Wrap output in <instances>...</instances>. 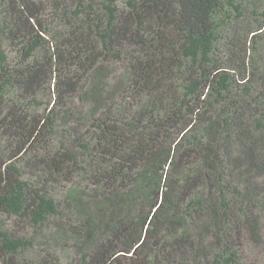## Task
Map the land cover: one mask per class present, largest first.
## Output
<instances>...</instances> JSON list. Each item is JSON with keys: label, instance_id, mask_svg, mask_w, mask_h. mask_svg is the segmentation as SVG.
<instances>
[{"label": "trees", "instance_id": "1", "mask_svg": "<svg viewBox=\"0 0 264 264\" xmlns=\"http://www.w3.org/2000/svg\"><path fill=\"white\" fill-rule=\"evenodd\" d=\"M259 259L264 0H0V264Z\"/></svg>", "mask_w": 264, "mask_h": 264}, {"label": "rangeland", "instance_id": "2", "mask_svg": "<svg viewBox=\"0 0 264 264\" xmlns=\"http://www.w3.org/2000/svg\"><path fill=\"white\" fill-rule=\"evenodd\" d=\"M259 255H260V253H253V254H251V257L248 259V261H252V260L257 259ZM28 257H31V255H28ZM258 261H259V263H256V264H264L263 263L264 262L263 259H259Z\"/></svg>", "mask_w": 264, "mask_h": 264}]
</instances>
